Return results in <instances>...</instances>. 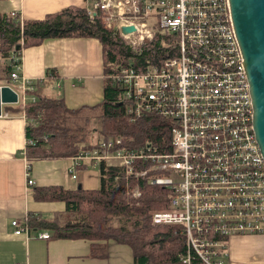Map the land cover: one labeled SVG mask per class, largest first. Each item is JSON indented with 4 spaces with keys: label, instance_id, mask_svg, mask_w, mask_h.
<instances>
[{
    "label": "built area",
    "instance_id": "2783aa9c",
    "mask_svg": "<svg viewBox=\"0 0 264 264\" xmlns=\"http://www.w3.org/2000/svg\"><path fill=\"white\" fill-rule=\"evenodd\" d=\"M86 11L92 19L101 12L106 26L134 49L157 34L176 35V57L145 71L128 64L110 77L123 89L132 121L155 115L175 127L170 153L150 144L130 148L122 137H111L72 158V178L85 163L105 162L123 169L126 180L168 188L167 208L154 213L153 223L178 228L186 245L180 262L227 264L232 237H264V156L230 1L95 0ZM125 27L135 31L124 34ZM12 58L9 87L24 104L34 83L21 76L22 54ZM34 183L29 174L28 185ZM132 194L139 198V188ZM26 223H12L16 235L30 236ZM37 237L51 238L48 232Z\"/></svg>",
    "mask_w": 264,
    "mask_h": 264
},
{
    "label": "trees",
    "instance_id": "16d2710c",
    "mask_svg": "<svg viewBox=\"0 0 264 264\" xmlns=\"http://www.w3.org/2000/svg\"><path fill=\"white\" fill-rule=\"evenodd\" d=\"M69 38L96 39L102 44L104 100L92 108L68 109L63 100L45 94V88L58 79V74L50 70L41 83L33 84L34 91L24 104L20 101L17 105H5V114L24 115L27 119L25 154L28 160L70 159L93 150L111 137H122L125 146L130 148L150 144L161 154L170 153L174 122L155 115L132 121L127 114L123 89L110 77L128 64L145 71L148 66L176 57V35L157 34L152 41L134 49L106 26L101 12L92 19L85 9L69 7L43 20L30 21L22 20L16 13L0 12V56L9 61L1 69L0 86L14 87L11 79L14 54L20 56L22 50L40 46L46 40ZM17 46H22V50H15ZM94 119L99 128L90 129ZM95 134L97 141L92 143L91 137ZM30 141H35V145ZM83 168H87V163L79 170ZM98 170L101 177L98 190H85L82 186L76 190L56 186L35 188L36 202L64 203L65 210L49 217L42 213L29 214L26 224L30 230L49 232L50 239L91 241L95 247L93 252H96V243L114 241L131 248L135 264H182L179 256L185 252L186 245L178 228L153 223L154 213L166 209L170 190L150 185L144 179L126 180L123 169L108 167L105 162L99 164ZM137 187L139 198L132 194Z\"/></svg>",
    "mask_w": 264,
    "mask_h": 264
},
{
    "label": "crops",
    "instance_id": "0c3cea01",
    "mask_svg": "<svg viewBox=\"0 0 264 264\" xmlns=\"http://www.w3.org/2000/svg\"><path fill=\"white\" fill-rule=\"evenodd\" d=\"M94 3L95 0H0V12L19 14L24 21L43 20L69 7L87 10ZM50 70L58 74V79L45 88V94L63 100L68 109L92 108L104 100V57L100 41L50 39L22 51L23 78L41 83ZM26 125L24 115L10 116L3 110L0 117V264H135L131 248L114 241L96 243V252H93V242L87 240H41L37 237L40 232L32 231L30 236L15 234L14 221L24 224L29 214L42 213L34 209L37 205L53 204L36 202L35 188L56 186L76 190L82 186L85 190H98L101 187L99 165L87 163V168L78 170L77 179H73L70 173L73 157L27 160L24 156L28 143ZM29 174L35 182L33 186L28 185ZM227 264H264V237H232Z\"/></svg>",
    "mask_w": 264,
    "mask_h": 264
},
{
    "label": "water",
    "instance_id": "95a60500",
    "mask_svg": "<svg viewBox=\"0 0 264 264\" xmlns=\"http://www.w3.org/2000/svg\"><path fill=\"white\" fill-rule=\"evenodd\" d=\"M233 25L239 41L254 106V130L264 156V0H229ZM135 31L123 28V33ZM21 46H18L20 49ZM17 93L0 86V117L4 105L18 104ZM81 188V187H80Z\"/></svg>",
    "mask_w": 264,
    "mask_h": 264
},
{
    "label": "rangeland",
    "instance_id": "374dc122",
    "mask_svg": "<svg viewBox=\"0 0 264 264\" xmlns=\"http://www.w3.org/2000/svg\"><path fill=\"white\" fill-rule=\"evenodd\" d=\"M8 59H1V56H0V70L3 69L4 67H6V65L8 64ZM3 76V70L0 71V77ZM90 115H94V114H90ZM94 127H97L99 128V124L95 121V119L93 120V122H91L90 124V129L94 128ZM86 131L88 130L87 128L85 129ZM97 141V135H92L91 137V142L92 143H95ZM34 204V203H33ZM65 208V204L64 203H53V204H39L37 205L36 208L34 209H38L40 210V212H42V214L44 216H51L49 215L51 212H54V211H60V210H63ZM167 208V207H166ZM55 213V212H54Z\"/></svg>",
    "mask_w": 264,
    "mask_h": 264
}]
</instances>
